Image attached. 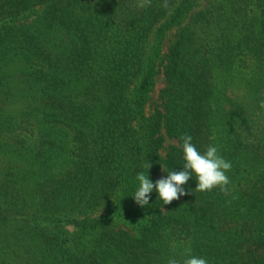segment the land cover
I'll return each instance as SVG.
<instances>
[{
  "label": "trees",
  "instance_id": "1",
  "mask_svg": "<svg viewBox=\"0 0 264 264\" xmlns=\"http://www.w3.org/2000/svg\"><path fill=\"white\" fill-rule=\"evenodd\" d=\"M138 3L0 0V100L21 108L0 104V264H264V0ZM185 133L231 162L228 194L193 175L140 207L137 174L182 170Z\"/></svg>",
  "mask_w": 264,
  "mask_h": 264
},
{
  "label": "clouds",
  "instance_id": "2",
  "mask_svg": "<svg viewBox=\"0 0 264 264\" xmlns=\"http://www.w3.org/2000/svg\"><path fill=\"white\" fill-rule=\"evenodd\" d=\"M151 5V0H139L138 6L144 8ZM168 7V0H164L162 5ZM260 108L264 109V100L260 101ZM183 151V169L167 172L166 177H161L155 183L143 172L137 174L138 188L133 198L140 207L149 204L150 194L155 190L159 199L164 205H170L174 200H179L181 196L188 195L184 185L195 175L198 181L195 191L210 192L214 188H219L225 195L228 194V185L230 178L227 173L232 169L230 161L226 160L219 154V149L215 145H209L207 149L201 153L194 145L193 137L185 133L181 137ZM150 169L151 163L144 165ZM235 198V197H234ZM167 264H208L205 258L192 255L191 248L186 249L185 258L178 261L170 258Z\"/></svg>",
  "mask_w": 264,
  "mask_h": 264
},
{
  "label": "rangeland",
  "instance_id": "3",
  "mask_svg": "<svg viewBox=\"0 0 264 264\" xmlns=\"http://www.w3.org/2000/svg\"><path fill=\"white\" fill-rule=\"evenodd\" d=\"M31 19L32 17H30L29 21H31ZM236 74H237L236 79L239 82L238 78L242 74H238L237 71H236ZM242 82H240L239 84H241ZM163 86H164V78H163V75L160 73L157 75L154 89L150 93V99L145 107L147 114H150L153 111L154 106L160 102V97H159L160 92L159 91ZM0 104H3V108L5 109L7 114L10 113L9 115H11L12 117H15L16 114L21 110L19 106L20 103L18 101L17 103L15 101H12V96H9L8 98H5V97L1 98ZM173 142L174 140H170V139L166 141L165 150L163 151V153L166 151L167 146ZM0 166H3V161L1 158H0ZM97 211L99 213H105V211L109 213V211L105 210L103 206H100L99 208H97Z\"/></svg>",
  "mask_w": 264,
  "mask_h": 264
}]
</instances>
